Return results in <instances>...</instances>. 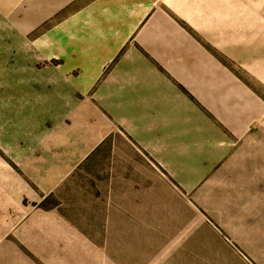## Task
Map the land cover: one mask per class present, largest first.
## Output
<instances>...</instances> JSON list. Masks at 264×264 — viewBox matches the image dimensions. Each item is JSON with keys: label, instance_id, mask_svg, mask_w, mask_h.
I'll list each match as a JSON object with an SVG mask.
<instances>
[{"label": "rangeland", "instance_id": "obj_1", "mask_svg": "<svg viewBox=\"0 0 264 264\" xmlns=\"http://www.w3.org/2000/svg\"><path fill=\"white\" fill-rule=\"evenodd\" d=\"M216 2L226 64L256 89L258 121L229 148L204 141L199 122L193 146L162 164L119 130L92 155L81 146L77 162L74 118L57 115L60 86L40 84L31 38L0 21V264H264V0ZM79 128L84 145L90 126ZM40 175L49 188L63 180L36 200L16 178Z\"/></svg>", "mask_w": 264, "mask_h": 264}, {"label": "crops", "instance_id": "obj_2", "mask_svg": "<svg viewBox=\"0 0 264 264\" xmlns=\"http://www.w3.org/2000/svg\"><path fill=\"white\" fill-rule=\"evenodd\" d=\"M212 4L218 7L210 8L209 0H0V21L31 38L30 68L40 84L60 86L57 115L74 118L77 162L81 146L92 155L119 130L162 164L173 150L193 146L199 122L209 127L204 141L229 148L230 141L250 136L258 121L262 102L226 64L224 10ZM235 42L240 45L238 36ZM254 60L250 72L253 65L257 70ZM259 75L264 84V70ZM82 120L90 126L84 145ZM16 180L43 200L63 179L50 188L49 176L30 185Z\"/></svg>", "mask_w": 264, "mask_h": 264}]
</instances>
